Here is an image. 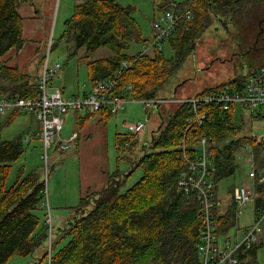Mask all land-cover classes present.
Listing matches in <instances>:
<instances>
[{
	"label": "trees",
	"instance_id": "obj_1",
	"mask_svg": "<svg viewBox=\"0 0 264 264\" xmlns=\"http://www.w3.org/2000/svg\"><path fill=\"white\" fill-rule=\"evenodd\" d=\"M22 1L0 0V75L11 79L9 85L0 87V96H37L36 85L3 61L10 51L20 52L26 44L24 19L19 14ZM263 2L190 0L178 4V8L193 4V20L181 22L175 37L168 41L174 51L172 58H166L163 51L136 56L126 53L128 43L141 36L133 8L122 6L119 0H86L76 5L74 15L65 22L61 39L74 41L72 56L83 48L87 55L101 48L111 51L109 57L88 63L92 83L112 76L124 62H128L131 66L120 79L118 93L125 97L128 90L135 100H152L158 98L160 90L193 52L196 42L210 26L212 15H250ZM172 5L167 3L162 8L166 10ZM244 83V80H233L227 84L233 90H241ZM225 85L210 87L199 95L215 92ZM211 113L210 122L198 127L195 135L207 134L216 144L230 140L222 148L217 146L214 149L218 189L224 178L236 172L237 150L251 144L258 154L264 149V141L258 144L253 137L232 139L238 129L234 108L230 111L212 108ZM20 114H11L8 121L0 125V264H7L15 256L27 257L36 253H40L37 264H44L49 257L47 212L42 208L44 181L36 170L29 174L21 170L15 183L12 186L7 184L12 164L24 154L25 146L21 138L4 140L2 128ZM108 115L112 116L111 113ZM189 116V106L182 105L161 126L151 152L136 163V168L143 170V176L136 184L123 190L124 177L117 172L101 192L88 193L80 199L72 210L74 221L66 228L58 227L61 233L57 239L54 232L52 264H199L200 205L195 195L189 197L177 192L179 180L185 172L177 148ZM117 141V147H122L121 135ZM262 187H258L259 192ZM256 201L259 206L262 198ZM233 207L232 203L228 212L221 216L216 210L220 227H226L227 231L236 226ZM64 240H68L67 243L58 247ZM261 246L259 243L254 245L242 256L240 264L256 258ZM42 249H46L45 252Z\"/></svg>",
	"mask_w": 264,
	"mask_h": 264
},
{
	"label": "rangeland",
	"instance_id": "obj_2",
	"mask_svg": "<svg viewBox=\"0 0 264 264\" xmlns=\"http://www.w3.org/2000/svg\"><path fill=\"white\" fill-rule=\"evenodd\" d=\"M59 1L60 0H58L54 6L52 14L49 16L51 18V25L46 31L48 35H53V38L57 43L51 54V62L60 63L62 68H67L72 79L76 76V70L78 66H83L80 75L88 80L90 79L88 76V63L109 57L112 53L107 48H101L95 53L87 55L86 49L83 48L78 52L77 55L72 56L71 54L75 49L74 41H67L65 39H61V37L66 29L65 22L75 13L76 3L78 0H68V7L66 6L67 0H62L61 5ZM189 1L190 0H119V3L122 6L133 8V17L139 26V34L141 35L140 39L135 38L128 43V49L126 50V53L129 56H136L139 53L144 52L154 54L155 50L153 47H151L153 24L165 12L162 6L166 5L167 3H171V5H178L188 3ZM59 5L61 6L60 11ZM166 10H168V8ZM211 18L212 20L210 26L196 42V44L199 43L200 49L197 47L194 53H189V56L186 58L182 66L160 90L157 99L160 100L174 98L177 91L180 92L177 94V97H186V94H194V92H198L206 85L212 84L211 82L214 75L211 74L209 78L208 75L204 73L203 68L200 67L204 63L202 59L211 54V51H209V45L211 41H216L218 45L223 43L222 52V48H220V51L218 46L214 48V51L216 49L219 51L218 58L220 63H216V68L218 69L222 63V59L224 61L231 62L232 56L230 57L227 55V51L229 49L228 47L231 43V46L233 45L235 48L236 45L243 44V41L246 42V46H244L245 56L242 57V62L245 64V68L242 70L243 72L247 71L245 69L249 68L251 62L252 64L260 62L259 60L262 56H264V2L259 8L254 9L250 15L231 14V16L229 15L220 17L212 15ZM45 43L46 39L39 42L40 47L38 48L40 60L43 58L46 51ZM145 44L147 45L146 48L144 47ZM203 46L206 48V50L205 54L202 55L201 50ZM162 51L166 58H172L174 55V51L169 46L168 42L162 44ZM226 68L227 66L221 65V69L225 70ZM223 74L216 75V81L222 80ZM10 83V78L0 75V87L9 85ZM87 85H90V81L87 83ZM187 85H189V87ZM124 96L127 101L126 110L111 118V122L117 126L118 131H116L115 144L111 150L110 166L113 173L118 171L124 177L123 190L126 191L142 178L143 170L141 168H136V163L144 155L151 152V145L154 139L159 135L160 126L166 122L167 114L165 112L166 107H161L159 111L156 109L153 110L152 108L146 110L142 103L136 102L134 100V98L131 96V92L128 90H126ZM258 111L259 110L251 111L248 109H241L240 111L239 108L236 109L237 115L235 117L238 129L237 135L232 139L237 140L244 137H253L256 139L264 138V118H262L264 116V110L262 111V117ZM7 116L1 118L2 123L8 121L9 117ZM147 116H150L151 120L146 125L144 132L140 135L133 136L126 128V125L131 123L145 122ZM38 128V121L33 113H23L22 115L17 116L10 125L4 126L2 128V137L4 140L21 138L25 146L24 154L17 162L12 164L8 177V186H12L15 183L21 170H23L25 174H29L30 172L36 170L41 175L42 180H45L42 160L43 146L38 136ZM118 134L122 135L124 140L128 138L126 141H129L131 146L127 147L125 145V141L123 146L118 148L116 142ZM130 137H132L131 140H129ZM27 140H31V142H27ZM217 146L222 148L224 146V142H219ZM59 152H61V150L58 149V144L53 145L49 150L52 162L55 160V158L61 160L64 154L69 153V151L63 154H60ZM252 158H255L257 163L258 160H261V155L260 153L257 154L256 148L254 146L240 147L236 152L235 174L224 178L218 184L219 200L224 202L225 210H227L228 204L229 206L231 204L233 189L249 182L248 174L252 167L249 159ZM58 163L60 165L62 162ZM72 169L74 170V168ZM58 172L59 170L56 171V173ZM52 182V179H50L48 191L54 222L53 231L55 232V238L57 239L61 233L58 230V225L62 226L63 228L70 226V224L65 223L63 218L57 216L60 211L61 214L65 212L64 209L59 208V202H64L63 206L66 207L65 204L67 201L68 205H72L76 202L78 203L80 197L77 191L78 186H52ZM260 196L263 201L264 190ZM257 205V201L254 200L249 203L246 208L239 211L238 226L233 227L229 232L230 241H233L237 236H239V238H243L242 230L239 231L238 234V227L240 229H244L253 224L254 212ZM66 215L67 219H69L70 214L67 213ZM220 237H223V235H220ZM225 240L226 238H220V243L223 244ZM67 241L68 240H64L58 245V247H63ZM259 244H262V246L258 249L256 258L247 260L244 264H254L255 261H257L258 264H264V233ZM47 246L49 251L48 240ZM45 250L42 249L43 252H45ZM39 257L40 253H36L34 256L30 255L27 257L15 256L11 258L7 264H37ZM47 263L48 260H46L44 264Z\"/></svg>",
	"mask_w": 264,
	"mask_h": 264
},
{
	"label": "built area",
	"instance_id": "obj_3",
	"mask_svg": "<svg viewBox=\"0 0 264 264\" xmlns=\"http://www.w3.org/2000/svg\"><path fill=\"white\" fill-rule=\"evenodd\" d=\"M192 20V3L184 8H178L177 5L173 4L154 22L151 47L155 51H162V44L175 36L178 25L181 22ZM56 44L53 35H48L45 43L46 51L41 59L42 72L35 84L36 97L0 96V117L15 112L21 114L33 113L40 125V138L43 144V174L45 177V197L42 201V208L47 212L46 224L49 228L47 264H52L54 234V222L48 191L52 176V161L49 150L55 144H58L61 151L70 149L69 141H65L62 137L65 116L70 112H86L90 117H93L103 111L117 115L126 110L127 101L123 95L118 93V86L124 71L131 66L130 63L124 62L122 67L112 76L91 83L89 91L75 96H66L62 89L53 87L54 80L62 70L60 63H52L50 59ZM144 47L146 48L147 45L145 44ZM86 88L87 85L84 84L81 90ZM131 89L130 87L129 90ZM135 101L142 103L146 110L152 108L159 111L161 107L176 106L177 109L182 105L189 106L190 116L181 131L178 146L179 160L182 162L185 172L179 180L177 192L189 197L195 195L200 205L199 264H240L242 256L260 242L264 233V199L255 209L253 224L244 229L238 227V234L242 230L243 238L237 236L233 241L227 238L221 244L219 236L221 227L218 216L226 214L227 210H225L224 202L218 204L219 195L215 179L214 149L219 142L214 143L212 137L207 134H195L198 127L210 122L212 108L230 111L232 108L240 106L251 111L264 110V67L251 74L241 90H233L229 84H226L224 88H220L215 92L195 97L175 96L171 99ZM176 109L167 114V120L175 115ZM150 120L151 117L147 116L145 122L127 124L126 128L133 136H137L144 132ZM262 142V139L258 140V144H262ZM247 145L250 147L251 144ZM126 146H131L129 141L126 142ZM259 153L261 160H258V163L255 158L249 159L252 166L249 171V182L235 187L232 191L231 204L233 203L235 207L236 226H238L239 211L246 208L252 201L261 198L260 195L264 190V187H262V192L258 190L259 186H264V149Z\"/></svg>",
	"mask_w": 264,
	"mask_h": 264
},
{
	"label": "crops",
	"instance_id": "obj_4",
	"mask_svg": "<svg viewBox=\"0 0 264 264\" xmlns=\"http://www.w3.org/2000/svg\"><path fill=\"white\" fill-rule=\"evenodd\" d=\"M85 0H78L76 5L81 4ZM58 0H23L19 7V14L24 19L23 23V37L26 41L24 48L17 52L16 50L10 51L6 56H4L3 61L8 67L17 68L20 74L26 75L32 84H36L38 78L41 75V61L39 58V42L44 41L48 33L46 31L49 29L51 25V18L49 17L54 9V6ZM60 5L62 0L59 1ZM59 5V11L60 6ZM69 5V1L67 0L66 6ZM68 7V6H67ZM59 13V12H58ZM67 13V12H66ZM135 19V18H134ZM141 36V35H139ZM145 43V41H144ZM143 43V44H144ZM243 44L236 45L235 48L231 44L229 45V49L227 51V55H229L232 60L231 62L224 61L222 59L221 65L227 66V68L221 69V65L219 69L216 68V63H220L219 61V51L223 50V43L220 45L217 44L216 41H211L209 45V51L211 54L203 58V64L200 66L203 68L204 73L208 75V77L212 74L214 75L212 79V84L206 85L198 92H194V94H186V97H195L201 94L204 90L214 87L221 86L231 82L233 80H244L247 81L248 77L251 76L256 70H258L261 66L264 65V56L261 57L259 63L249 65V68H246V72H243V68H245V64L242 62V57L244 54V46H246V42L243 41ZM219 47V51L215 47ZM197 47L200 49L199 43L196 44L193 52L196 51ZM206 48L202 47L201 54H205ZM17 54V55H14ZM65 67V66H64ZM81 69L83 66H78L76 70V76L73 79L70 77L69 70L67 68H62L58 77L54 80L53 87L60 88L63 90L66 96H75L82 92H87L91 89V78L85 79L80 75ZM224 73V74H223ZM223 79L216 81V75H222ZM210 78V77H209ZM90 81V85L87 83ZM86 84L87 88L85 90H81V87ZM189 87V85H187ZM179 91L176 92L177 94ZM5 96V95H2ZM183 96V95H179ZM175 97V96H174ZM176 106L166 107V114L173 111ZM241 111L240 106L234 108L235 116L236 109ZM263 110H259L258 113L261 114ZM108 111H103L97 116L90 117L86 112H70L65 116V125L62 133V137L65 141H69L70 149L69 153L64 154L62 159L55 158L52 164H55V168L52 171L53 175L52 186H78V194L80 199L88 193H99L101 192L109 183L112 175L117 174L118 171L113 173L111 171V150L115 144V135L116 131H118L117 126L111 122V118L113 115L109 116ZM22 115V114H20ZM19 115V116H20ZM8 115L7 117H10ZM3 118V117H1ZM0 125H4L1 122ZM264 118V116L262 117ZM16 119V117H15ZM14 119V120H15ZM13 120V121H14ZM7 122V121H6ZM38 130H40V125L38 123ZM161 128V126H160ZM38 136L40 138V132H38ZM120 135V134H118ZM117 135V140H118ZM76 136V137H75ZM122 136V135H121ZM75 137V138H74ZM74 138V139H73ZM129 138V140H131ZM263 140L264 138H257V140ZM116 140V142H118ZM124 140V139H123ZM128 140V138H126ZM124 140V142L126 141ZM10 141V140H8ZM29 140H27L28 142ZM31 142V140L29 141ZM40 142L42 140L40 138ZM128 142V141H126ZM126 145V143H125ZM43 146V144H42ZM248 147V145H245ZM251 146V145H250ZM67 151V152H68ZM58 162H62L60 165ZM236 165V164H235ZM74 168V170L72 169ZM56 173V171H58ZM249 181V174H248ZM78 203H74L72 205H68V201L66 202L64 207V202H59V208L64 209L65 212L61 214V211L57 214V216L63 218L65 223H69L74 219L72 210L75 208ZM231 206V204H230ZM229 204L227 208V212L229 209ZM70 214L69 219H67L66 214ZM59 227H62L58 225ZM232 229V228H231ZM230 229V230H231ZM229 232L226 227H222L219 236L223 235L220 238H228Z\"/></svg>",
	"mask_w": 264,
	"mask_h": 264
},
{
	"label": "water",
	"instance_id": "obj_5",
	"mask_svg": "<svg viewBox=\"0 0 264 264\" xmlns=\"http://www.w3.org/2000/svg\"><path fill=\"white\" fill-rule=\"evenodd\" d=\"M54 168H55V164H52L51 166L52 171L54 170Z\"/></svg>",
	"mask_w": 264,
	"mask_h": 264
},
{
	"label": "bare ground",
	"instance_id": "obj_6",
	"mask_svg": "<svg viewBox=\"0 0 264 264\" xmlns=\"http://www.w3.org/2000/svg\"><path fill=\"white\" fill-rule=\"evenodd\" d=\"M132 59V58H131ZM212 90V89H211ZM216 90V89H215ZM214 91V90H213ZM178 149V148H177ZM178 151V150H177ZM175 154H176V152H174ZM178 155V154H177ZM174 158V157H173ZM186 201V200H185ZM189 201V200H188ZM197 201V200H196ZM197 205V204H196ZM231 207V206H230ZM235 207H233V209H234Z\"/></svg>",
	"mask_w": 264,
	"mask_h": 264
}]
</instances>
